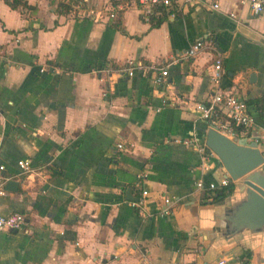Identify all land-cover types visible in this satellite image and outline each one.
I'll use <instances>...</instances> for the list:
<instances>
[{
  "label": "crops",
  "instance_id": "crops-1",
  "mask_svg": "<svg viewBox=\"0 0 264 264\" xmlns=\"http://www.w3.org/2000/svg\"><path fill=\"white\" fill-rule=\"evenodd\" d=\"M59 1L72 0H27L33 8L0 0V164L8 177L0 213L25 217L20 229L0 232V264H256L260 233L221 232L225 207L241 195L236 180L223 194L197 188L226 170L216 153L202 158L174 139L204 142L211 125L198 105L210 99L217 55L222 87L246 101L255 121L219 131L247 141L261 131L264 11L253 14L241 0H217L218 9L211 0L172 4L150 26L136 0L123 8L121 0H78L64 12ZM198 38L216 50L171 63L160 87L151 73L117 70L171 61ZM23 158L31 161L25 172ZM143 188L139 212L128 201ZM164 195L174 200L169 215L160 213Z\"/></svg>",
  "mask_w": 264,
  "mask_h": 264
},
{
  "label": "built area",
  "instance_id": "built-area-1",
  "mask_svg": "<svg viewBox=\"0 0 264 264\" xmlns=\"http://www.w3.org/2000/svg\"><path fill=\"white\" fill-rule=\"evenodd\" d=\"M205 0H136L137 7L140 13V17L143 21L148 22L151 14H158L156 6H166L169 7L172 4L177 6H186L190 4H195L199 2H204ZM242 2H247L250 6V10L253 14H259L264 11V0H241ZM127 0H121L118 3V8H123L127 3ZM209 5L212 8H219V2L217 0H211ZM95 17L100 16V13H93ZM230 16L236 17L234 12L229 13ZM109 17H114L115 13L110 11L108 13ZM205 48H213L216 50L214 43L209 40L206 41L202 38L195 39L189 43L188 47L178 53L171 61L167 62H151L146 65L142 63H131L128 62L122 66H119L117 70L121 73H126L128 75H133L135 69H140L146 74L151 73L152 80L154 84L158 87L162 86L167 81L168 76V66L178 61L180 58H188L195 56L200 50ZM0 57L7 58L0 51ZM54 66L51 63H48L45 66H41L39 69L41 71L47 68H53ZM105 71H111L110 67H105ZM224 74L222 56L217 55L213 61L212 69L210 73V81L212 82V93L210 99L202 105H198V108L201 110V115L209 120V123L212 127H215L218 130H222L224 133L233 134L234 128L236 126L251 127L254 124V116L249 110L247 103L244 99L238 97L234 92L225 90L221 85V78ZM224 112V113H223ZM262 118L264 122V110L262 111ZM177 142H184L192 144L195 149L202 155V158L208 157L209 154L213 153L204 143H199L195 139H174ZM257 142L260 151L264 156V125L262 126L261 131L257 134ZM123 143L118 142L117 148H123ZM18 167L22 172L28 171L31 169V161L28 158L19 159L17 161ZM3 165L0 164V194L5 193V182L8 179L2 172ZM147 175L146 171H143L139 174L140 178H143ZM140 180V179H139ZM232 179L230 175L225 172L219 177L218 180H209L207 183H204L203 180H196V187L201 189L206 188H215L217 186L224 187L231 182ZM206 184V185H205ZM148 191L143 188L141 194L135 199H130L128 204L130 206L136 207L139 212H142L145 208L146 198ZM163 207L160 209V213L164 215H169L174 208V200L168 195H164ZM25 221L24 214L22 212H10L7 214L0 213V232L3 229H20ZM225 259H222L220 263H224Z\"/></svg>",
  "mask_w": 264,
  "mask_h": 264
},
{
  "label": "water",
  "instance_id": "water-1",
  "mask_svg": "<svg viewBox=\"0 0 264 264\" xmlns=\"http://www.w3.org/2000/svg\"><path fill=\"white\" fill-rule=\"evenodd\" d=\"M203 136V143L216 153L241 193L225 207L221 232L234 235L247 229L260 233L264 241V166H260L264 156L258 147L257 135L249 141L235 140L209 126L203 128ZM8 184L15 185V182L10 180ZM256 264H264V244Z\"/></svg>",
  "mask_w": 264,
  "mask_h": 264
},
{
  "label": "trees",
  "instance_id": "trees-1",
  "mask_svg": "<svg viewBox=\"0 0 264 264\" xmlns=\"http://www.w3.org/2000/svg\"><path fill=\"white\" fill-rule=\"evenodd\" d=\"M10 7L12 8H16V7H29V8H33L32 5L28 4L27 0H4ZM78 0H72V1H59L58 2V11L60 12H64V11H68L71 8V4L75 3ZM166 6L160 5L156 8V10H159L161 12L160 15L157 14H151L149 17V23L150 26H156L158 25L162 20H164L167 17V9L165 8ZM115 25V24H114ZM116 26V25H115ZM260 110L263 111L264 110V98L262 103L259 106ZM224 189L226 190H230L232 189V182H229L228 185L221 187V191L218 190L219 194H223L224 193ZM216 190V189H215Z\"/></svg>",
  "mask_w": 264,
  "mask_h": 264
}]
</instances>
